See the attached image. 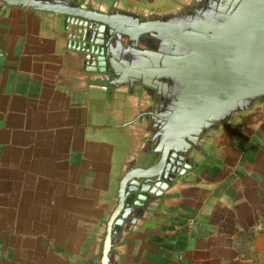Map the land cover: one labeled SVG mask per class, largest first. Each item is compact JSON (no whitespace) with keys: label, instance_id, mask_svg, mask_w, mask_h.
Instances as JSON below:
<instances>
[{"label":"crops","instance_id":"1","mask_svg":"<svg viewBox=\"0 0 264 264\" xmlns=\"http://www.w3.org/2000/svg\"><path fill=\"white\" fill-rule=\"evenodd\" d=\"M75 54L45 16L0 5V264H87L114 201L127 133L109 93L71 74ZM149 216L120 264H264V100L210 135Z\"/></svg>","mask_w":264,"mask_h":264},{"label":"water","instance_id":"2","mask_svg":"<svg viewBox=\"0 0 264 264\" xmlns=\"http://www.w3.org/2000/svg\"><path fill=\"white\" fill-rule=\"evenodd\" d=\"M0 5L29 7L53 23L76 53L71 74L109 93L121 116L128 151L87 257V264H120L128 239L177 175L193 169L210 135L264 100V0H181L162 10L96 0ZM93 23L111 36L97 41ZM91 52L102 54L103 66ZM173 163L184 168L168 177Z\"/></svg>","mask_w":264,"mask_h":264},{"label":"flooded vegetation","instance_id":"3","mask_svg":"<svg viewBox=\"0 0 264 264\" xmlns=\"http://www.w3.org/2000/svg\"><path fill=\"white\" fill-rule=\"evenodd\" d=\"M93 26L95 27V29L93 30V36H94L95 39H97V41L100 42V41L104 40V38L107 35L109 37L111 36V35H109L110 34L109 28H102L100 25H98L96 23H93ZM112 34H113V32H112ZM92 45H93L92 48L97 49V50H100L99 47H101V46H98V44L93 43ZM90 56H91L92 61H94V65L95 66H97V67L103 66V65L100 64V61H102V59H101L102 54H97V53L91 52ZM116 126H117V124H116ZM117 127H121V126H117ZM123 134L125 135L126 133L123 132ZM124 148H126V151H128L127 145H126V147L124 146ZM183 168H184V165L183 164L181 166H179V165L173 163V166H171L170 169L168 170V173H167L168 174V177H171V175H174V173L177 170L180 171ZM178 176L179 175H177V177Z\"/></svg>","mask_w":264,"mask_h":264}]
</instances>
